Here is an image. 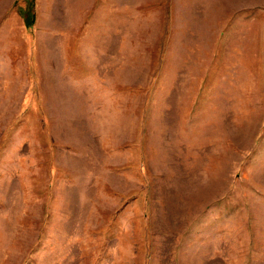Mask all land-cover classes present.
<instances>
[{"label": "rangeland", "instance_id": "rangeland-1", "mask_svg": "<svg viewBox=\"0 0 264 264\" xmlns=\"http://www.w3.org/2000/svg\"><path fill=\"white\" fill-rule=\"evenodd\" d=\"M0 264H264V0H0Z\"/></svg>", "mask_w": 264, "mask_h": 264}]
</instances>
